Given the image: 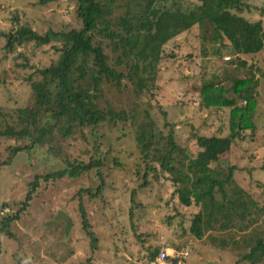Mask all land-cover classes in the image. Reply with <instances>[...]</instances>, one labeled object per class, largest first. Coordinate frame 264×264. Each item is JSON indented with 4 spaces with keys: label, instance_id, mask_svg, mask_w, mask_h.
Wrapping results in <instances>:
<instances>
[{
    "label": "rangeland",
    "instance_id": "rangeland-1",
    "mask_svg": "<svg viewBox=\"0 0 264 264\" xmlns=\"http://www.w3.org/2000/svg\"><path fill=\"white\" fill-rule=\"evenodd\" d=\"M165 1V6L172 4V0ZM37 2L0 0V32L14 27L16 18L40 34L49 29L59 31L81 27L73 13L74 4L68 0L44 7ZM247 4L250 11H244L242 16L251 22L261 21L264 28V0H248ZM206 26L208 24L202 28L195 25L163 46L157 77L160 90L152 98L151 108L144 97L138 100L131 89L122 93L105 92V100L117 110L144 101L138 112L143 117L142 111L147 110L155 134L161 131L167 135L172 130L177 144L182 149L187 148L189 157H192L198 150L192 133L230 135L231 109L203 108L199 86L215 79L219 83L217 87L229 88L230 79L239 72L237 60L246 61L258 79L256 105L248 118L253 129L240 128L230 150L212 168L220 172L221 175L214 176L219 181L231 177V185L224 186L228 204L231 199L236 200V192H241L242 197L248 195L264 208V170L261 168L264 157V78L256 72L258 68L264 73V50L255 55L240 56L219 48V53L215 54L208 41L210 32H206ZM3 45L0 39V124L4 129L5 123L13 125L17 110L31 100L30 86L25 78L37 68L55 62L58 54L52 48L57 44L41 48L29 44L5 55ZM19 53H24L26 60L19 58ZM20 63L32 68H21L17 65ZM225 96L232 98L230 94ZM235 105L243 108L244 99H237ZM166 124L173 127H166ZM134 130L127 124L102 125L83 134L76 133L64 141L60 151L56 149L58 157L47 147H36L31 153H19L10 163L1 166L0 220L18 212L19 219L10 227L13 238L0 233V264H142L153 249L163 246L175 259L181 253L186 254L183 264H249L247 261L240 263V259L254 239L264 238V213L245 232L234 227L226 231L216 227L201 240L195 239L190 235L189 227L200 206L194 202L190 207L181 205L177 197L180 185L172 182L171 174L160 175L158 164L142 158ZM13 145V141L0 140V163L7 159L8 148ZM90 159L99 161V168L91 169L77 179L48 182L42 179L46 174L66 168L74 160L88 163ZM113 160L121 167H114ZM228 168L232 169L228 171ZM138 170L141 177L146 173L144 187H140L142 182L135 177ZM35 179L38 187L29 207L21 212L22 202ZM132 191L135 193L133 202ZM214 195L216 202L221 203L217 188H214ZM59 214H64L66 219L62 216L56 219ZM82 217L97 242L93 252L90 238L82 227ZM231 222L237 227L234 219Z\"/></svg>",
    "mask_w": 264,
    "mask_h": 264
},
{
    "label": "trees",
    "instance_id": "trees-1",
    "mask_svg": "<svg viewBox=\"0 0 264 264\" xmlns=\"http://www.w3.org/2000/svg\"><path fill=\"white\" fill-rule=\"evenodd\" d=\"M57 1L38 0L37 3L44 7ZM247 1L172 0V4L165 6V0H68L74 4L73 13L81 27L59 31L49 29L42 34L14 19V27L0 32L4 55L13 54L17 48L29 44L34 48L57 44L52 48L58 57L55 62L37 68L25 78L31 90L30 102L17 110L18 116L13 120V125L5 123L3 129L0 124V140L14 142L0 167L10 163L19 153H31L36 147L60 151L63 142L76 133L83 134L102 125L116 127L127 124L135 129L134 138L142 158L158 164L160 175L171 174L172 182L180 185L177 197L181 205L190 207L194 202L200 206L199 212L191 219V236L201 240L216 227L222 231L234 227L243 232L251 228L263 216L264 208L259 207L254 198L248 195L242 197L244 194L241 192H236V200L231 199L228 204L224 186L231 185V177L224 176L223 181L214 178L221 174L212 165L230 150L233 140L239 136L240 128L253 129L248 118L256 105L258 79L252 73V66L247 67L246 61L238 59L239 72L230 79L232 84L229 88L217 87L219 83L215 79L199 86L203 108L215 111L231 109L230 135L220 137L192 133L198 149L192 157H189L187 148L182 149L177 144L172 130L167 135L161 131L155 134L147 110L142 111L143 117L138 112L144 101L117 110L105 100L104 95L105 92L122 93L131 89L138 100L144 97L148 108H151L152 98L160 90L157 77L163 46L195 25L202 28L208 24L205 30L210 32L208 41L212 43L215 54L219 53V48L228 49L232 55L258 54L264 50V28L261 21L251 22L242 16L244 11H250ZM18 57L26 60L24 53H19ZM17 65L30 67L25 63ZM256 72L264 78L260 69L256 68ZM243 73L248 77H244ZM226 94L232 95V98H225ZM239 98L245 101L243 108L235 105ZM165 126L173 127L171 124ZM62 155L65 157L63 152ZM64 162L67 163L66 159ZM113 164L114 167H121L115 160ZM99 166L100 162L94 159L88 163L74 160L66 168L46 174L42 179L45 182L77 179ZM261 168L264 170V157ZM231 169L228 168V171ZM135 177L142 182L140 187L146 185V173L141 177L138 170ZM37 187L35 179L19 211L29 207ZM214 188L220 193L221 203L216 202ZM134 194L132 191V202ZM18 213L1 218L0 233L14 237L10 227L18 221ZM232 219L237 222V227L231 222ZM82 227L90 238L93 252L97 242L87 230L89 225L84 217ZM160 250L159 247L153 249L142 264L154 259ZM244 261L264 264L263 237L253 240L248 252L241 256L240 263Z\"/></svg>",
    "mask_w": 264,
    "mask_h": 264
},
{
    "label": "built area",
    "instance_id": "built-area-1",
    "mask_svg": "<svg viewBox=\"0 0 264 264\" xmlns=\"http://www.w3.org/2000/svg\"><path fill=\"white\" fill-rule=\"evenodd\" d=\"M167 248H161V250L157 253V255L154 257V259L149 260L145 262L144 264H183L184 259L186 258V254H180L178 259H175L173 257L169 256V253L167 252ZM183 251V250H182ZM178 251V253L182 252ZM185 256V257H183Z\"/></svg>",
    "mask_w": 264,
    "mask_h": 264
},
{
    "label": "water",
    "instance_id": "water-1",
    "mask_svg": "<svg viewBox=\"0 0 264 264\" xmlns=\"http://www.w3.org/2000/svg\"><path fill=\"white\" fill-rule=\"evenodd\" d=\"M58 1H62V0H58ZM61 216L64 217V218L66 219V216H65L64 214H59L58 217H57L56 219L62 218Z\"/></svg>",
    "mask_w": 264,
    "mask_h": 264
},
{
    "label": "crops",
    "instance_id": "crops-1",
    "mask_svg": "<svg viewBox=\"0 0 264 264\" xmlns=\"http://www.w3.org/2000/svg\"><path fill=\"white\" fill-rule=\"evenodd\" d=\"M163 247H165V246H163ZM177 250V249H176Z\"/></svg>",
    "mask_w": 264,
    "mask_h": 264
}]
</instances>
